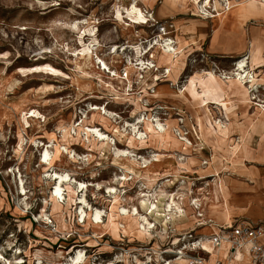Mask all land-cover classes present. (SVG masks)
Masks as SVG:
<instances>
[{"label":"rangeland","instance_id":"obj_1","mask_svg":"<svg viewBox=\"0 0 264 264\" xmlns=\"http://www.w3.org/2000/svg\"><path fill=\"white\" fill-rule=\"evenodd\" d=\"M102 1L0 0V21L5 23L0 27V254L10 261L22 259V264H36L41 258L42 264H62L59 252L66 254L80 246L76 249L93 256L106 244L113 249L111 254L99 256L95 264L119 257L122 248H135L143 254L151 250L154 263L161 264L156 252L167 251L174 239L191 237L189 241L195 242L207 230L264 223V134L261 139H247L245 145L240 144L239 136L232 142L215 143L207 133L209 128L215 129L218 121L228 124L229 119L215 105L209 107L211 119L204 118L207 113L196 96L211 77L220 85L230 86L233 65L251 50L257 61H264V19L247 21L239 11L214 18L213 9L206 13L200 9L202 0L176 14L168 12L165 0H145L137 7L144 16L139 18L131 9L133 0H127L120 8L129 26L123 31L115 21L112 0H107V6ZM52 2L57 5L52 6ZM93 12L99 26L91 29L92 37L79 39L68 27L88 19ZM199 23L205 29L192 33L190 26ZM23 27L25 31L14 29ZM235 39L243 47H224ZM84 41L98 45L97 56L109 68L103 83H99L97 72L81 61L78 51ZM155 45L160 47V59L165 52L179 49L172 56L175 70L165 62L150 64L158 48ZM43 48L52 52L40 56L33 52ZM73 51L76 58L70 57ZM112 72L123 79L128 75L129 83L111 81ZM258 75L264 76V68ZM44 84L60 93L35 97L32 90ZM231 106L238 124H244L240 104L232 102ZM93 107L100 110L91 111ZM89 128L97 129L105 139L92 137L87 133ZM19 132L22 142L17 138ZM168 132L177 140H195L201 145L192 149L196 165L188 166L191 172L176 169L175 156L184 164L189 161L171 153ZM46 146L49 165H41ZM225 167L231 172L223 175ZM215 170L222 172L220 176L229 188L225 194L230 215L227 220L219 218L220 211L213 214L210 209L218 202L221 205L220 198L211 199L207 192L198 197L196 191L215 179L199 180L205 177L200 173ZM52 172L69 176L56 203L51 200L57 186L50 178ZM234 172L242 179L254 180L248 184L238 181ZM20 181L25 196L19 195ZM79 184L85 187L82 192ZM82 197L87 214L90 210L104 213L102 226L110 214L116 224L120 223L117 209L139 208L142 200L154 204L162 217L157 223L138 210L140 217L154 226L149 236H137L125 223L116 230L121 238L117 241L104 228L100 234L87 221L79 222L75 209ZM196 199L200 201L199 211L192 202ZM68 201L74 206L65 213ZM171 201L176 208L168 214L166 207ZM54 205L61 207L68 232L57 230L51 215ZM42 211L45 217H40ZM174 220L177 223L172 224ZM164 223L167 228H163ZM89 241L101 245L84 248ZM17 252L21 254L16 256ZM199 255L208 260L207 253ZM128 264H132L130 260Z\"/></svg>","mask_w":264,"mask_h":264},{"label":"bare ground","instance_id":"obj_2","mask_svg":"<svg viewBox=\"0 0 264 264\" xmlns=\"http://www.w3.org/2000/svg\"><path fill=\"white\" fill-rule=\"evenodd\" d=\"M127 0H112V10H113V15L115 17V21L118 23L120 29L125 31V27H129L128 25L126 26L121 11V6H124L126 4ZM194 1L197 0H165V4L168 7V12L170 14H176L179 12H183L186 8L189 7V4L192 3L194 6L197 4L194 3ZM145 0H133L131 2V7L132 10L136 11L137 16L144 17L141 12L138 11L137 7L138 5H141L144 3ZM222 3L225 4V6H222ZM43 5V4H41ZM52 6H56L57 4L55 2H52ZM103 6H107V0L102 1ZM203 12H207L208 9H213L215 16L216 17H221L223 15L229 14L232 11H239V14H241V18L247 20V21H252V20H257V19H264V0H202L201 2V8ZM94 12L92 15L86 19L79 20L77 23L73 24V27H68V29L73 30L79 37V39L85 38V37H92V30L95 27L99 26L98 19L94 17ZM205 19V18H204ZM0 27H5V23L0 21ZM18 31H25L26 28L23 27L20 30L17 28H14ZM205 29V26L203 24H197L194 25L192 24L189 28V30L193 33H200L202 30ZM79 43H81L79 41ZM86 41H84L82 45V50L78 51L81 52L82 54H79L81 61L84 62V66L86 68H89L91 71L92 69L97 72V79L99 83H103V76L106 73V71L109 70L107 65L99 59L97 56V48L98 45H95L90 41L89 43L85 44ZM236 44V45H235ZM25 45V44H23ZM242 46V43L238 42L236 39L234 41L229 42V44H224V47L226 48H232V46ZM158 48L155 49V51L152 54V60L150 59V64H154V61L156 64L155 66H160L162 63H166L169 65L172 70H175L177 68L176 64L173 62L172 56L177 54L176 50H170V52H165V55L162 56L160 59L161 55L158 51L160 48L158 45H155ZM151 47L148 53H150L154 47ZM170 48V45H167V49ZM37 51L36 56H40L44 53H51L52 49H40V50H33V52ZM76 51H73L70 57H75L76 58ZM115 54V53H114ZM158 56V58H157ZM2 57H0L1 59ZM76 64V62H75ZM127 65L131 66V64L127 63ZM136 66H139L136 64ZM75 68H77L75 66ZM92 68V69H91ZM264 68V61H257L254 50H251L250 53L239 59L234 65H233V76L234 79L232 80L230 86H223L220 85L218 81L215 80L214 77L210 78V82L206 85L203 86V90L199 96L200 99V104H203V108L205 109V112L207 113V116L204 115V118L211 119L209 107L210 105H215L217 108H221L224 110L226 118L229 119V123H221L220 121L215 122V129L214 128H209L208 130V135L211 136V139L215 143H220V142H232L233 138L240 137V144L245 145L246 140H257L261 139L264 134V100H263V92H264V76L258 75V72H260L261 69ZM179 71V70H178ZM111 72V71H110ZM109 72V75H110ZM174 72V71H173ZM170 73V72H169ZM175 77L177 76L176 72ZM108 74V73H107ZM170 75V74H169ZM112 79L111 81H116L117 83H120L121 85H126L129 83L128 81V75H126V79L121 78L118 76L115 72H112ZM177 78V77H176ZM176 78H172V80L175 82ZM96 79V80H97ZM110 79V78H109ZM32 93L35 97L40 98V96H44V98L49 97L51 95H56L60 92L56 91V88L52 85H47L44 84L40 86L39 88H35L32 90ZM185 100L188 99V97L184 96L183 97ZM231 98H236L237 100L231 101ZM236 102L237 104H240L241 106V111L240 115L243 117L245 120L244 124H238L237 120V113L235 108H232L231 103ZM201 106V107H202ZM100 109L97 107H93L91 111H99ZM221 111V110H220ZM197 113H200L197 111ZM204 114V113H203ZM198 117V116H197ZM173 116H171V123L172 126L175 125L174 121L172 120ZM257 119V121H255ZM261 119L259 122L258 120ZM197 121L199 122V127L201 129V120L198 117ZM214 122V120H213ZM187 125V122L185 123ZM159 126V124H158ZM87 133L91 134L92 137L97 138V140L103 141L105 139V136L101 134L97 129L95 128H89L87 129ZM202 134V132H201ZM168 140L170 141L172 151L171 153H179L181 156H185L184 158L189 161V164H184L182 159L178 160L179 158L177 156L175 159L176 164H178V170L182 171L183 169L188 170L191 172V168H188V166H195L196 163L195 161L192 160V155L191 153L193 152L192 149L199 148V142L195 140H177L175 139L169 132H168ZM17 138L19 142H22V136L21 133L17 135ZM206 144V143H204ZM239 145V144H237ZM49 146H46V149L44 150L40 163L41 165H49V153L48 149ZM66 151V150H64ZM201 151V150H199ZM124 153V152H123ZM237 156V155H236ZM69 157V156H67ZM66 159H70L67 158ZM121 157H125L122 155ZM128 160V159H125ZM250 163H255L250 162ZM225 173L219 172V170L215 171H207L204 173H200V176H205L202 179L199 180H206L209 178H215L213 182L207 181L205 188H198L196 191L198 192V197L203 195L204 192H207V194L211 197V199H215L219 201V198L221 199V205L224 206L223 210L220 209L222 206L219 205L220 202H218V205L211 206V212L213 214L219 213L224 220H227L230 218L229 215V210L226 206V198L225 194L229 190V188L226 186L224 178L220 176L222 173L223 175L226 173L231 172V170L228 167H225ZM199 173V172H198ZM233 174V173H232ZM234 177H238V181H243L246 184L250 183V181H253V178H244L236 175L234 172L233 174ZM50 178L55 181V184L57 185L53 194L51 195V200L55 202V199L57 197L62 198V184L66 183L69 176L65 174H58V173H51ZM198 181V180H195ZM252 183V182H251ZM20 196H25V191L22 186V182L20 181ZM84 185L79 184L78 189H81L80 192L83 191ZM207 188V189H206ZM191 191V188H190ZM233 191H235L233 189ZM206 196V195H205ZM146 197L145 195L142 196ZM70 200V199H69ZM193 205L195 206V209H200V201L199 199L193 200ZM76 205V204H75ZM74 205L68 201V203L65 204V213L67 212L68 209H71ZM176 205L173 204L171 201L168 206L166 207L168 209V214L172 213V209L176 208ZM87 204L85 197H82L79 199L77 202V208L75 209V213H77V218L79 219V222L81 224H85L86 221L92 226L93 230L95 232H100L103 233L104 230L111 232V235L117 238V241H121L120 236L117 234V229L121 228V224L128 223L133 230L135 231V234L139 237L143 236H149L150 230L154 228V226H151L150 223L147 221L146 218H141L139 215V211L141 210L142 212H145L146 214L154 219L155 222H159L160 218L162 217L160 214V211L157 210V207L154 204H151L148 201L142 200L140 202V207L139 208H130L126 210L125 208L122 209H117L116 211V218L120 222L118 224L115 223L114 217L110 214L107 218V223L106 225L102 226L104 224L105 220L104 218V213L99 211V210H94L93 212L90 210V212L87 214L86 210ZM46 209V207H45ZM43 215L40 217H45V211L41 212ZM164 213V211H163ZM52 218L57 224V230L61 233L63 232H68V225L66 224L65 216L64 213L61 211V207L54 205L52 207ZM200 216V215H199ZM179 221V220H178ZM177 223V221H173L172 224ZM180 224V223H179ZM82 227V226H80ZM163 228H167V223L163 224ZM216 235V232L214 229L207 230L205 231L204 234H201L202 238L199 239L197 244L195 243L194 246H201V251L211 254L212 257L207 264H215V257H214V249L210 245V238L212 236ZM180 241L178 239H174L173 242L170 244V248H168L167 251L165 252H156V259L159 261L161 264H186L187 260L190 258L189 255L185 251H181L180 254H176V249H179L177 246ZM85 242V241H84ZM101 244L98 243V241H89L87 242V245L83 246L84 248H99ZM80 246H76L69 250L66 254L64 252H59V257L61 258L62 264H85L87 263L86 260H89L88 262H91V264H95V262L100 261L99 256L105 255V254H111L110 252L113 250L111 247H108L106 244L101 246L100 249L96 250L93 256H86L85 250H80L76 249L79 248ZM174 247V248H173ZM172 248V249H171ZM225 248V247H223ZM61 249V248H60ZM68 249V248H67ZM170 249V250H169ZM12 251V247L10 250ZM140 254H143L144 251H138ZM17 255H20V252H17ZM145 255V261L149 260L148 253L143 254ZM162 255H174L170 256L171 258L169 260L163 259ZM179 255L178 257H176ZM247 255V254H246ZM126 256L124 262L126 264L129 263V255H122ZM176 257V258H175ZM53 262V261H52ZM23 260L22 259H17L15 261L14 259L8 260L5 259L1 254H0V264H22ZM36 264H42L41 258H38L37 261L35 262ZM55 263V261H54ZM118 263H123L121 260H119V257H115L113 260L104 263V264H118ZM136 264H142L141 261L136 260Z\"/></svg>","mask_w":264,"mask_h":264},{"label":"built area","instance_id":"obj_3","mask_svg":"<svg viewBox=\"0 0 264 264\" xmlns=\"http://www.w3.org/2000/svg\"><path fill=\"white\" fill-rule=\"evenodd\" d=\"M199 211V209H197ZM200 218V216H198ZM264 237V226L255 225L250 226L248 224H239L233 227H229L227 229L220 228L216 235L210 238V245L215 250H220L225 247L229 253L236 252H245L247 256L250 258L251 262L254 264H264V249L259 244L260 239ZM191 237H183L180 243L177 245L179 249H176V254H180L181 251H185L190 258L187 260L186 264H206L205 260H203L200 253L201 246H194V244L199 241H189ZM121 253L119 254V260L123 263L118 264H126L124 262L126 255L128 254L132 264H136V260L141 261L142 264H155L154 263V253H151V250H148L149 260L145 261V255L141 256L138 249L130 248L125 250L124 248L120 249ZM19 256V255H16ZM174 255H168V257ZM177 255L176 257H178ZM175 257V258H176ZM170 259V258H169ZM215 264H224L220 261L215 262Z\"/></svg>","mask_w":264,"mask_h":264},{"label":"crops","instance_id":"obj_4","mask_svg":"<svg viewBox=\"0 0 264 264\" xmlns=\"http://www.w3.org/2000/svg\"><path fill=\"white\" fill-rule=\"evenodd\" d=\"M264 215V213H263ZM242 224H248L250 226H255V225H262L263 224H257V223H242ZM215 232L217 233L218 230L216 229ZM259 244L262 246V248L264 249V237L262 239H260ZM214 251V257H215V261H220L224 264H254L251 262L250 258L246 255L245 252H236V253H229L228 250L226 248H221L220 250H213ZM208 256V260L205 261L206 264L209 263L212 255L207 254Z\"/></svg>","mask_w":264,"mask_h":264}]
</instances>
